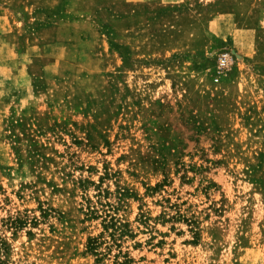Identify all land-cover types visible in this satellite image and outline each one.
Instances as JSON below:
<instances>
[{
  "label": "rangeland",
  "instance_id": "rangeland-1",
  "mask_svg": "<svg viewBox=\"0 0 264 264\" xmlns=\"http://www.w3.org/2000/svg\"><path fill=\"white\" fill-rule=\"evenodd\" d=\"M0 5L5 264H264V0Z\"/></svg>",
  "mask_w": 264,
  "mask_h": 264
},
{
  "label": "crops",
  "instance_id": "crops-1",
  "mask_svg": "<svg viewBox=\"0 0 264 264\" xmlns=\"http://www.w3.org/2000/svg\"><path fill=\"white\" fill-rule=\"evenodd\" d=\"M0 8L3 9V11L1 12V14H3L5 17H0V32H6V29H7V21H6V16H7V9L8 7L7 6H3V5H0Z\"/></svg>",
  "mask_w": 264,
  "mask_h": 264
},
{
  "label": "built area",
  "instance_id": "built-area-1",
  "mask_svg": "<svg viewBox=\"0 0 264 264\" xmlns=\"http://www.w3.org/2000/svg\"><path fill=\"white\" fill-rule=\"evenodd\" d=\"M220 61H221V65L225 66L227 64V57H226V55L222 56L220 58Z\"/></svg>",
  "mask_w": 264,
  "mask_h": 264
},
{
  "label": "trees",
  "instance_id": "trees-1",
  "mask_svg": "<svg viewBox=\"0 0 264 264\" xmlns=\"http://www.w3.org/2000/svg\"><path fill=\"white\" fill-rule=\"evenodd\" d=\"M93 247H91L92 249ZM0 264H5L4 261L2 259H0Z\"/></svg>",
  "mask_w": 264,
  "mask_h": 264
}]
</instances>
